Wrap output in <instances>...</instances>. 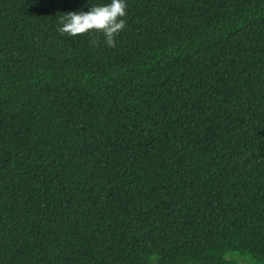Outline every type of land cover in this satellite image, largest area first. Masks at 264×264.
<instances>
[{
	"label": "trees",
	"instance_id": "trees-1",
	"mask_svg": "<svg viewBox=\"0 0 264 264\" xmlns=\"http://www.w3.org/2000/svg\"><path fill=\"white\" fill-rule=\"evenodd\" d=\"M100 2L0 0V264H264V0Z\"/></svg>",
	"mask_w": 264,
	"mask_h": 264
},
{
	"label": "clouds",
	"instance_id": "clouds-1",
	"mask_svg": "<svg viewBox=\"0 0 264 264\" xmlns=\"http://www.w3.org/2000/svg\"><path fill=\"white\" fill-rule=\"evenodd\" d=\"M125 17L126 0H101L98 4H88L86 11L64 13L59 18V31L72 36L85 32H101L105 43L111 47L114 36L125 26Z\"/></svg>",
	"mask_w": 264,
	"mask_h": 264
}]
</instances>
